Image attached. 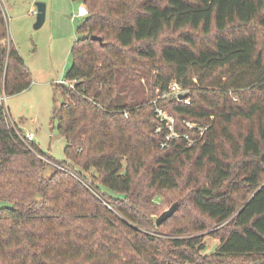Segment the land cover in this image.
I'll use <instances>...</instances> for the list:
<instances>
[{"label": "trees", "instance_id": "obj_1", "mask_svg": "<svg viewBox=\"0 0 264 264\" xmlns=\"http://www.w3.org/2000/svg\"><path fill=\"white\" fill-rule=\"evenodd\" d=\"M80 1L54 111L65 160L0 102V264H264V0ZM7 37L0 3V87L15 95L33 77ZM184 180L157 225L160 192Z\"/></svg>", "mask_w": 264, "mask_h": 264}, {"label": "rangeland", "instance_id": "obj_2", "mask_svg": "<svg viewBox=\"0 0 264 264\" xmlns=\"http://www.w3.org/2000/svg\"><path fill=\"white\" fill-rule=\"evenodd\" d=\"M37 2L46 4L45 21L39 28L35 27ZM0 3L6 16L8 37L14 41L33 77L29 89L7 95L9 119L15 121L24 133H33L35 142L45 153L65 160L66 141L60 135L58 121L54 118L55 108L64 101V95L57 86L66 80V73L73 62L72 46L79 38L77 29L85 18L78 16V11L84 4L80 0H0ZM167 34L172 35L170 32ZM0 89L2 94L4 90ZM157 108L164 117L167 116L165 125H172L175 130V117L163 107L157 105ZM186 124L193 125L192 122ZM241 125L242 120L236 129L240 130ZM185 184L186 180L178 189L160 192L161 205L164 206L162 213L178 201V195L186 192ZM10 206L9 202H0V207ZM219 227L213 226L204 233V254L214 252L219 245V238L210 234Z\"/></svg>", "mask_w": 264, "mask_h": 264}, {"label": "built area", "instance_id": "obj_3", "mask_svg": "<svg viewBox=\"0 0 264 264\" xmlns=\"http://www.w3.org/2000/svg\"><path fill=\"white\" fill-rule=\"evenodd\" d=\"M88 9H87V7L85 6V5H82L80 8H79V11H78V16H87L88 15ZM4 43H6V46L9 48L10 47V43H11V41H10V38L9 37H7L6 38V40H4L3 41ZM59 84H69L66 80L65 81H63V82H60ZM69 85H72V83H70ZM171 89L172 90H179V86L177 85V83H173L172 85H171ZM4 90V89H3ZM176 93H179L178 91H176ZM0 102L2 103V104H4V106L6 107V103H7V94L5 93V91L1 94V96H0ZM186 102H187V100H186ZM164 111V110H163ZM156 112H157V115H158V118L160 119V121H162V126H160L159 128H158V130H161L162 129V127H163V125L164 126H166L169 130H170V133L167 135V139H170V138H172V137H178L179 136V134L173 129V127H172V125H165L166 124V122H167V118H165V117H167V116H163V114L161 113V110L160 109H158V108H156ZM192 126V125H191ZM25 137H26V141H29V142H32V141H35V136H34V134L33 133H31V132H27V133H25ZM166 145V143L164 142L163 144H162V146H165ZM45 160H47V159H45ZM47 161H49V162H51L50 160H47ZM51 163H53V162H51ZM54 164V163H53Z\"/></svg>", "mask_w": 264, "mask_h": 264}, {"label": "water", "instance_id": "obj_4", "mask_svg": "<svg viewBox=\"0 0 264 264\" xmlns=\"http://www.w3.org/2000/svg\"><path fill=\"white\" fill-rule=\"evenodd\" d=\"M45 14H46V4L44 2H37V19L35 23V27L39 28L43 25L45 21ZM93 40H99L102 42L101 37H98L96 35L92 36ZM180 99L185 98V95H180ZM179 204L174 203L170 208L165 210L156 220L157 225H161L163 222H165L168 218H170L178 209Z\"/></svg>", "mask_w": 264, "mask_h": 264}, {"label": "crops", "instance_id": "obj_5", "mask_svg": "<svg viewBox=\"0 0 264 264\" xmlns=\"http://www.w3.org/2000/svg\"><path fill=\"white\" fill-rule=\"evenodd\" d=\"M10 40L14 43V41L10 38ZM15 44V43H14ZM20 52V51H19ZM21 54V53H20ZM26 62V61H25ZM39 145V144H38ZM40 146V145H39ZM41 148V147H40Z\"/></svg>", "mask_w": 264, "mask_h": 264}]
</instances>
